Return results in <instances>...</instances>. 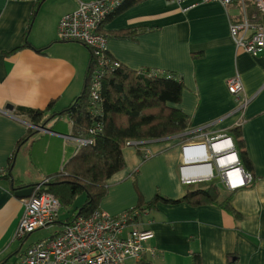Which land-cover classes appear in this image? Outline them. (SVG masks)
Returning <instances> with one entry per match:
<instances>
[{
  "label": "crops",
  "instance_id": "obj_1",
  "mask_svg": "<svg viewBox=\"0 0 264 264\" xmlns=\"http://www.w3.org/2000/svg\"><path fill=\"white\" fill-rule=\"evenodd\" d=\"M77 1L0 0V52L7 53H0V170L5 173L16 143L30 127L29 120L15 115L14 109L45 110L52 102L51 112L58 113L82 91L90 52L79 43L56 39L59 20L77 8ZM236 11L235 6L200 0L182 4L146 0L109 17L102 29L112 60L133 71L181 79V103L175 107L190 118V139L205 129L232 136L229 131L239 127L251 170L242 165L254 177L250 186L234 192L217 187L233 193L231 206L239 219L217 207L185 203H158L141 213L137 227L154 234L149 245L156 256L143 258L149 264H192L193 253L200 255L201 264H226L227 255L233 253L238 264H264V52L253 58L235 49L229 16ZM120 30H136L137 35L134 39L108 35ZM24 40L30 47L19 48ZM234 76L242 82L241 101L247 100L242 108L227 91L226 81ZM7 106L13 110L9 112ZM178 137L125 146V167L107 181L98 209L116 217L135 208L134 178L145 203L156 195L180 200L192 188L179 180ZM77 149L68 117H54L20 147L10 176L23 185L41 183L59 172ZM22 200L10 192L6 180H0V262L5 260L4 264H14L33 244L28 243L29 236L15 237L24 212Z\"/></svg>",
  "mask_w": 264,
  "mask_h": 264
},
{
  "label": "built area",
  "instance_id": "obj_2",
  "mask_svg": "<svg viewBox=\"0 0 264 264\" xmlns=\"http://www.w3.org/2000/svg\"><path fill=\"white\" fill-rule=\"evenodd\" d=\"M9 1L38 3L41 0ZM124 1L78 0L77 8L62 16L57 24V41L79 43L90 52L88 94L94 104L100 98L101 79L119 66L108 56V39L102 29ZM168 1L182 4L188 0ZM200 3L235 6L236 13L229 16V36L235 49L253 58L264 52V23L256 21L258 15L264 16V0H200ZM249 5L254 7V13L249 14ZM226 87L239 108L247 104V100L241 101L243 86L238 76L229 78ZM99 130L96 125L88 133L93 136ZM91 143V139L77 140L78 148ZM129 145L137 147L140 144L127 142L126 146ZM178 173L180 183L192 189L215 185L234 192L250 186L254 180L241 163L234 138L226 133L213 134L206 129L194 139L181 142ZM4 174L5 171L0 170V175ZM47 181L31 186V195L22 200L24 212L15 234L18 240L50 228L57 220L60 202L41 191ZM140 214L141 211L136 209L113 217L97 208L89 215L77 216L56 235L28 246L14 264H140L143 258L156 256V250L149 245L154 238L153 232L137 227L136 220Z\"/></svg>",
  "mask_w": 264,
  "mask_h": 264
},
{
  "label": "trees",
  "instance_id": "obj_3",
  "mask_svg": "<svg viewBox=\"0 0 264 264\" xmlns=\"http://www.w3.org/2000/svg\"><path fill=\"white\" fill-rule=\"evenodd\" d=\"M143 1L146 0H125L115 14ZM248 12H255L252 5L248 6ZM256 21L264 23V16L258 15ZM108 35L116 39H134L137 32L110 31ZM24 47H30L26 40L19 48ZM90 69L91 58L81 93L60 112H51L52 102L45 110L23 107L14 109V114L28 119L32 127L27 128L25 135L16 143L8 160L7 173L0 175V180L8 182L12 194L15 190L33 186L23 185L10 176L17 153L37 132L35 128L44 129L54 117L67 116L71 123V137L77 140L91 139L92 143L80 146L64 164L61 172L50 175L47 183L41 187L42 192L54 196L65 208L72 207L81 194L85 195L83 204L73 209L64 222H55L60 228L70 224L77 216L89 215L98 208L107 193V181L125 167L122 149L127 142L156 141L174 136H179L180 142H184L191 137L188 133L189 116L175 107L181 103L184 89L181 79L176 75L133 71L119 64L112 73L101 79L100 98L97 104H94L88 94ZM96 125L100 130L93 136L89 135V129ZM229 132L235 140L241 163L251 170L240 128H232ZM133 184L138 194V203L130 211L138 209L143 213L145 210L155 209L158 203H185L191 207H217L234 219L240 218L239 213L231 206L233 193H222L215 185L189 189L180 200H169L156 195L145 203L136 187L135 178ZM4 263L5 260L0 262ZM140 264L149 263L143 260ZM192 264H201L198 253H193ZM226 264H238V255H227Z\"/></svg>",
  "mask_w": 264,
  "mask_h": 264
},
{
  "label": "rangeland",
  "instance_id": "obj_4",
  "mask_svg": "<svg viewBox=\"0 0 264 264\" xmlns=\"http://www.w3.org/2000/svg\"><path fill=\"white\" fill-rule=\"evenodd\" d=\"M179 142H180V139H179ZM68 159V158H67ZM67 159L65 160V162L62 164V167L59 168V172H61L64 164L67 162ZM193 188V187H192ZM84 198H85V195L84 194H81L75 201L74 205L70 208H65L64 206H61V208L59 209V212H58V218L57 220L59 222H64L65 219L68 217V215L71 213V211L77 207H80L83 202H84ZM57 222V221H56ZM59 229V224H54L53 226H51L50 228H47V229H42V230H39V231H36L35 233L31 234L29 236V239H28V243H35L37 241H40V240H44V239H47V238H50V236L52 235V233H54L55 231H57ZM10 264V263H8Z\"/></svg>",
  "mask_w": 264,
  "mask_h": 264
},
{
  "label": "water",
  "instance_id": "obj_5",
  "mask_svg": "<svg viewBox=\"0 0 264 264\" xmlns=\"http://www.w3.org/2000/svg\"><path fill=\"white\" fill-rule=\"evenodd\" d=\"M6 109L9 112H11L13 110V108L11 106H7ZM139 143H147V142L141 141ZM32 191H33V188L31 186L27 187V188L15 190L14 191V196L17 197V198H20V199L28 198L31 195Z\"/></svg>",
  "mask_w": 264,
  "mask_h": 264
}]
</instances>
